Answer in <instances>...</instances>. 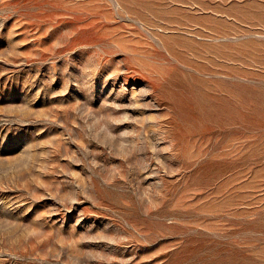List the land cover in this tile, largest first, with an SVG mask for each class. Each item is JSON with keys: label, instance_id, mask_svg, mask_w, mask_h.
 Masks as SVG:
<instances>
[{"label": "rangeland", "instance_id": "obj_1", "mask_svg": "<svg viewBox=\"0 0 264 264\" xmlns=\"http://www.w3.org/2000/svg\"><path fill=\"white\" fill-rule=\"evenodd\" d=\"M0 264H264V0H0Z\"/></svg>", "mask_w": 264, "mask_h": 264}]
</instances>
